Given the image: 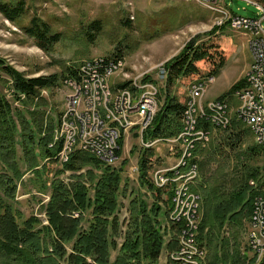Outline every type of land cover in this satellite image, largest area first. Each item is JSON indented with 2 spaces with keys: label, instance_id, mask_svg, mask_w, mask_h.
Returning <instances> with one entry per match:
<instances>
[{
  "label": "trees",
  "instance_id": "16d2710c",
  "mask_svg": "<svg viewBox=\"0 0 264 264\" xmlns=\"http://www.w3.org/2000/svg\"><path fill=\"white\" fill-rule=\"evenodd\" d=\"M20 5L19 2L0 0V13L6 20L15 23L22 17ZM189 11L191 10L185 8V14H189ZM206 11L201 12L203 16ZM128 24V20L124 21V25ZM21 29L45 52L50 51L61 38L60 33L53 32L46 22L37 18H33ZM89 29L95 33L100 32V22L89 24L85 33ZM225 29L226 27L219 29L214 26L204 36H216ZM152 37L153 35L149 36ZM112 57L120 58V53L112 54ZM225 61L224 49L220 48L219 43L202 41L201 36L197 35L184 45L178 55L165 62L166 81L161 92L163 100L151 124L143 132V141L168 139L181 133V117L186 107L187 93L186 96L185 93L176 95L171 93V89L177 83L187 87L192 82L207 80L210 75L217 78ZM0 70L12 81L14 97L23 96L24 104L34 108L32 111L13 112L0 92V258L14 264H59L64 259L68 264H88L87 259L93 264H157L166 234V231L162 232V219L166 221L173 209L174 184L168 183L164 188H158L152 183L150 173L159 161L155 150L144 148L139 151L137 183L145 194L137 195L129 203L126 236L117 257L111 263L109 252L111 248L114 249L115 244L110 241V237L118 232V193L122 189L121 175L128 161L123 160L120 167L115 168L89 154L76 151L66 164L54 172V179L48 181L45 177H50L49 167L53 164L59 166L55 159L61 150V142L54 143L52 148L49 145L54 142L57 117L60 114L53 118L39 109L46 105L41 92H51L60 87L62 80L74 75V72L64 65L59 75L27 78L1 60ZM244 85L243 77L217 100L232 96ZM118 86L121 85L116 87ZM198 126L212 129L205 119L200 120ZM241 127L244 128L233 117L229 129L238 132L237 138L241 132H249L246 128L241 131ZM117 147L114 157L120 159L124 147L123 137L117 141ZM178 151L176 150V154H180ZM200 151L198 148L195 155ZM249 151L254 155L263 149L256 145ZM130 154H134L133 149ZM196 162L197 168H202V160ZM66 172L71 173L68 183L60 179ZM25 174L33 177L30 179L32 184L36 181L41 183L40 190H50L48 201L42 206L47 225H42L37 217L31 216L20 226L15 217L18 214L14 207L15 195L18 185L23 184ZM167 177L174 178V173L167 174ZM236 177L240 179H232V189L227 192L220 188L221 185L214 186L212 190H202L203 208L198 243L201 244L206 238L209 248L208 264L243 263L239 250L230 249L228 239H216L226 226L246 227L250 220L252 201L258 192L251 189L248 183L255 181L258 190L264 194L259 189L264 187V182L260 180V168L257 166H247ZM147 198L151 200L150 204ZM87 212L90 219L87 220V228L83 229L84 215ZM168 231L169 249L173 244L176 245L180 226L169 224ZM67 246L71 247V253H67ZM241 255L245 256L243 253ZM247 263L254 264V261L247 260ZM261 264H264V260Z\"/></svg>",
  "mask_w": 264,
  "mask_h": 264
},
{
  "label": "rangeland",
  "instance_id": "374dc122",
  "mask_svg": "<svg viewBox=\"0 0 264 264\" xmlns=\"http://www.w3.org/2000/svg\"><path fill=\"white\" fill-rule=\"evenodd\" d=\"M1 1L21 3L19 7L21 8L22 17L19 21L11 23L0 13V60L3 61L5 65L11 66L15 71L23 74L27 78L55 74L59 75L64 65H67L68 68H76L78 66H76L75 63L96 58H111L112 54L120 53V57L124 59L125 65L115 73L109 74L107 78L102 79L103 90L99 93L100 97L98 100L99 103L102 101V106L104 104H109V95L114 99H121L120 93L123 89L128 90V82H131L139 76L146 75L149 76V82L153 84V86L160 87L158 96V106H160L163 100L161 92L164 86L160 84V78L156 75L158 67L160 65L164 67L165 62L178 55L184 45L197 35L201 36L202 41L219 43L220 48L224 49L226 61L221 74L217 78L212 79L206 87V92H201L196 98V105H194L195 115H201V109H198L199 107L201 108L200 105L206 104L209 106L214 104L217 98L225 95L236 81L243 77H247L249 75V69H252L251 66L254 62L252 53L249 49L248 37L244 35L242 30L233 31L226 28L216 36L205 37V33L210 31L214 26L217 27V19H215V17L218 16L216 13L190 1ZM255 1L264 9L263 1ZM221 6L232 14L241 17L256 18L261 13L256 6L240 0H224ZM185 8L191 10L189 14L187 12L185 14ZM198 10L207 11L203 16L201 13L202 11L198 12ZM33 18L46 22L53 32L60 33L61 35L59 42L54 44L53 48L48 52L39 49L35 45L34 39L26 36L21 29L22 26L28 25ZM127 20L129 24L126 26L124 25V21ZM94 21L100 22L101 31L95 33L92 29H89L85 33L87 26ZM152 35L153 37L149 38V36ZM198 82L207 83V80L202 79ZM117 85L121 86L116 87ZM189 88V86L186 87V85L177 83L171 89V93L176 95L185 93V96L187 93V101H189L191 97ZM137 89H139V81H132L130 93L132 91L131 94H137ZM0 92L9 103L13 112L25 110L32 111L34 109L33 106L24 104L25 99L21 95L14 97L12 81L1 70ZM108 92L109 94H107ZM71 94L72 92L63 85L62 80L60 87L55 88L53 91L41 92V96L46 101V105L39 109L46 111L47 115H51L53 118L60 114L57 120L58 118L60 120L61 117L63 119V108L67 97ZM237 106L238 100L234 97L231 98L229 101L230 117L233 118L235 116L234 112ZM107 107H109V105ZM241 129V131L244 130L242 127ZM236 133L238 132L232 128L227 131L212 128L210 130L208 143L204 148H200L201 151L197 155L198 159L196 161L202 160L203 165L202 168L198 169V173H196L198 177H195V182L193 181L189 184L188 189L193 185V190L198 193H195V197L199 199V220L202 218V190H212L214 186L221 185L220 188L223 191H229L232 189V179H240V177L236 176L245 171L247 166L259 167L260 180L264 182V152H256L257 154L252 155L249 149L252 146H256L255 143H257L254 135L250 132H241V135L237 138ZM157 140L159 141L161 139L153 141ZM80 145L81 144H79V146ZM152 148L155 150L157 157L159 156L158 166L164 167L161 169V176H165L167 173L169 174L176 170H180V174H184L185 171L187 173L189 172L187 168L178 169V158L174 157L173 153L168 152L167 148H172V140H161L160 144L159 142H154ZM159 148L161 153L158 155ZM176 148L179 149L178 147ZM131 149L134 150V154H130ZM140 150V140L135 136L129 137L124 141L122 157L116 161L115 165L112 164L111 166L119 168L123 160L128 161L121 175L123 179L121 184L122 189L118 193V232L117 235L110 237V241H113L115 244L114 249L111 248L109 252V261L111 263H113L117 257L119 248L126 236L129 220V203L137 195L145 194L144 190L140 189L138 186L137 173L131 171L132 167L137 166V158ZM20 153V149H18V154L20 155ZM176 161L177 163L174 164ZM60 168V165H51L49 167L50 177L45 178L51 181L54 179V177H52L54 172ZM70 175V172H66L60 176V179L64 183H68L70 181ZM32 178L30 174H25L22 178L23 184L17 187L14 207L18 213L15 217L20 226L31 216L37 217L42 222V225H46L44 224L46 217L44 218L45 213L43 212L42 206L47 202L50 190L49 188L40 190L39 185L41 183L39 181L33 182L35 187L30 182ZM125 183H127V186H124ZM259 189L264 191V187H259ZM147 201L148 204L151 203V200L148 198ZM84 216L85 221L83 222V229H86L87 220L90 219L89 212ZM162 225H165L164 219H162ZM247 226L248 223L245 228L226 226L221 231L220 237L216 239L219 240L221 237L228 239L230 242V249L237 248L239 250L240 257L243 259L242 264H252L247 263V258L241 255L243 252L250 260L254 261L252 254L246 246L247 237L251 231L250 226H248V228ZM246 229H248L247 233ZM167 234L169 235V231H166L164 236H167ZM168 239L164 240L157 264L166 263L168 250L173 251L177 248L176 245L173 244L167 250L166 241ZM200 243L206 250L207 258L209 248L206 238ZM70 249V246L66 247L67 253H71ZM86 261L88 264H93L89 259ZM0 264L14 263L4 261V259L0 258ZM59 264L68 263L64 259L59 261Z\"/></svg>",
  "mask_w": 264,
  "mask_h": 264
},
{
  "label": "built area",
  "instance_id": "2783aa9c",
  "mask_svg": "<svg viewBox=\"0 0 264 264\" xmlns=\"http://www.w3.org/2000/svg\"><path fill=\"white\" fill-rule=\"evenodd\" d=\"M216 1L220 5L224 0ZM247 4L256 6L260 15L256 18L241 17L232 14L221 6V13L215 19H218L217 28L226 27L233 31H239V25L247 26L249 47L253 58L257 61V69H249L248 77L251 79V87H257L260 90V98H252L250 87H243L237 90L232 96L217 100L213 105L217 106V113H207V105L201 106V115L193 114V105H196V97L201 93V89H206L207 85L214 79V76H207V83L192 82L188 86L191 88L190 107L183 114L181 121V131H185V138H178V135L168 139L172 140V148H167L169 153H173L177 158L182 155L193 156V164L188 165L189 175L198 173L196 167L197 156L195 152L198 148L205 147V136L207 128L198 126L200 119H207L210 116L220 117L222 131L229 129L231 124L229 113L230 98L238 100V106L235 109V119L241 123L251 134L252 130H259V143H255L262 148L264 142V112L258 111V103H264V9L255 0H240ZM264 2V0H261ZM76 66H91L92 74L89 76H78L75 80H68L67 89L72 94L66 99L63 108V119L58 120L54 131V142L49 145L52 148L54 143L61 142V150L56 156L60 157V166L66 164L69 159L66 158V151H79L86 154H98L103 164L112 163L115 165L117 158L114 157L115 150L118 149L117 141L120 137L124 141L129 137H137L140 140L141 149L153 141H143V132L149 127L155 113L158 110L159 86H153L148 82V75L139 76V89L137 94H130L132 81L128 82V90H122L120 101H113L109 95V107H100L98 105L99 93L102 92V77L106 72H116L125 65L124 59L120 58H96L84 60L75 63ZM160 78V84L164 86L166 81V71L163 66L158 67L157 72ZM23 97V96H22ZM115 109L116 127H108L106 123L98 122V112ZM82 136V146H74V137ZM195 138H203V146H195ZM160 144V142H159ZM186 146V153L176 154V147ZM160 148L158 155L160 154ZM154 165L150 178L152 183L158 188H164L168 183H173L172 204L173 209L167 218V230L170 222H179L180 232L177 241L180 242V250L171 251L165 264H172L173 258H182L183 251H194L205 256L206 250L203 245H198L199 217L198 206L195 201V191L192 186L187 190V196L181 200H174L175 189L181 187L182 179H173L170 177H161V169ZM131 171L137 173V166L131 168ZM249 187L257 192L252 201V211L248 224L251 228V254H257L261 259L264 256V194H262L255 181H249ZM178 203H186L185 216H177ZM77 216V215H75ZM45 218V215H44ZM44 224H47L45 219ZM182 264H197L187 262L182 259Z\"/></svg>",
  "mask_w": 264,
  "mask_h": 264
},
{
  "label": "bare ground",
  "instance_id": "6f19581e",
  "mask_svg": "<svg viewBox=\"0 0 264 264\" xmlns=\"http://www.w3.org/2000/svg\"><path fill=\"white\" fill-rule=\"evenodd\" d=\"M185 1H190V2L197 3L201 7L206 8V9L212 11L213 13H216L217 16L221 13V5L218 2H216V1H208V0H185ZM217 26H218V19H217ZM239 29L242 30L244 33H247V26L246 25H239ZM249 49H250V47H249ZM252 57H253V54H252ZM253 60H254V62L252 63L251 67H252V69H257V61L254 58H253ZM69 64H72V63H69ZM70 69L72 70V72H74V75L71 74L69 76H66V78L63 80V85L65 87H67L68 80H75V78H78V76H89L90 74H92V67L91 66H78L76 68L72 67ZM111 73H113V72H106L103 75L102 79L107 78V76L109 74H111ZM156 75H158V74H156ZM135 79H138V78H135ZM148 82H149V76H148ZM244 87H250V94H251L252 98H260V90L257 87H251V79H245ZM189 89H190V92H191V88H189ZM201 92H206V89H201ZM131 93H132V91H131ZM107 94H109V92ZM120 95L122 97V91H121ZM98 100H99V98H98ZM120 100L121 99H114L113 98V101H120ZM101 102L99 103V101H98V105L100 107H107L109 105V104L108 105L104 104L102 106ZM189 107H190V98H189V101H187V103H186V107H185L184 113L189 109ZM198 109H201V108L199 107ZM258 111L259 112H264V103H258ZM207 113H217V106L213 105V104L207 106ZM193 114L195 115L194 105H193ZM61 119H62V117H61ZM58 120H59V118H58ZM200 120H204V119H200ZM205 120L212 128L218 129V130H222V124L220 122V117H218V116H210V117H207V119H205ZM182 121H183V116H182ZM98 122L99 123H106V125L108 127H116L117 126V119L115 118V109H108V116L107 117H106V111H99L98 112ZM211 127H210V129H211ZM200 128H203V127H200ZM252 135H254V137L256 139V142L259 143V130H252ZM178 138H185V131H181V133L178 136ZM209 138H210V130L206 129L205 145L208 143ZM154 142H158V141H153L151 144L145 145L144 148H152ZM79 144H81L80 146H82V136H75L74 137V146H79ZM198 145L203 146V138H195V146H198ZM178 148L179 149L176 148V150L177 151L179 150L180 152L179 151L178 152L180 154L186 153V146H179ZM262 149L264 151V142H262ZM75 152L76 151H66V158L67 159L70 158L72 156V154L75 153ZM91 156L95 157L96 159H98L99 161L102 162L101 157L98 154H91ZM55 160L56 161L58 160L57 162H58V164H60V157L59 156H57ZM177 161L179 162L177 168L178 169L179 168L182 169V168H184V167H186V166H188L190 164H193V156H191V155H182V156H179ZM177 161H176V163H177ZM105 165L112 166V163H105ZM187 169H189V168H187ZM179 172H180V170L179 171L176 170V171L172 172V173H174V178L173 179H182L185 176L181 180V187H178V188L175 189L174 200H181L184 197H186L189 184H191L195 180V177H198V176H196V173H194L193 176H188L189 172L187 173L185 171L186 173L184 172V174L183 173L180 174ZM161 177H167V175L161 176ZM195 201H196L198 209H199V199L197 197H195ZM185 212H186V203H178L177 216H185ZM173 223L179 225V222H170V224H173ZM248 226H250V225L248 224ZM248 226H247V228H248ZM247 230L248 229H246V233H247ZM198 245H201V244L198 243ZM246 246H247V249L249 251H251V246H252L251 231L248 234ZM176 247H177L176 250L177 249L180 250V242H178L177 240H176ZM204 250H205V248H204ZM243 254L246 256L247 260H250L248 258V256L244 252H243ZM252 256H253L254 261H255L254 264H261L262 260H264V256H262L261 259L258 258L257 254H252ZM182 259L186 260L187 262H194V263H197V264H206V259H207V264H208V253H207V258H206V253H205V256H204L203 254H198V252H194V251H183L182 252V258H173L172 259V264H182Z\"/></svg>",
  "mask_w": 264,
  "mask_h": 264
},
{
  "label": "crops",
  "instance_id": "0c3cea01",
  "mask_svg": "<svg viewBox=\"0 0 264 264\" xmlns=\"http://www.w3.org/2000/svg\"><path fill=\"white\" fill-rule=\"evenodd\" d=\"M221 72H222V70H221ZM220 74H221V73H220ZM217 99H218V98H217ZM214 100H215V99H214ZM206 101H210V100H206ZM173 158H174V157H173ZM175 163H176V162H174V164H175ZM174 164H173V165H174ZM173 165H172V166H173Z\"/></svg>",
  "mask_w": 264,
  "mask_h": 264
}]
</instances>
